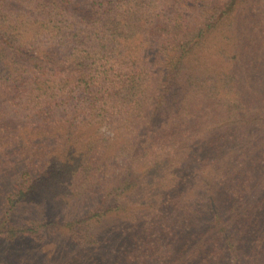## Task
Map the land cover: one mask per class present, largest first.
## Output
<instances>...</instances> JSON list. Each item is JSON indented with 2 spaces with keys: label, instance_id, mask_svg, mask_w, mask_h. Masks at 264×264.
Masks as SVG:
<instances>
[{
  "label": "trees",
  "instance_id": "obj_1",
  "mask_svg": "<svg viewBox=\"0 0 264 264\" xmlns=\"http://www.w3.org/2000/svg\"><path fill=\"white\" fill-rule=\"evenodd\" d=\"M256 5L0 0V173H19L16 199L49 190L60 228L78 235L92 219L133 218L162 240V264H227L235 252L264 264ZM16 199L0 222L10 238L23 230L10 224ZM26 222L37 239L51 226ZM125 255L107 260L145 264Z\"/></svg>",
  "mask_w": 264,
  "mask_h": 264
},
{
  "label": "rangeland",
  "instance_id": "obj_2",
  "mask_svg": "<svg viewBox=\"0 0 264 264\" xmlns=\"http://www.w3.org/2000/svg\"><path fill=\"white\" fill-rule=\"evenodd\" d=\"M256 7L262 14L264 0H257ZM18 178L19 173L15 174L10 168H3L0 173V222L10 205L9 200L19 198L18 190L13 188ZM48 191L32 190L25 199L13 200L16 207L10 210V224L23 230L13 238L7 233L0 234V264H110L107 258L113 259L116 255L117 261L125 262V254L132 255L137 261L142 255L146 256L145 264H162V240L158 242L154 236L149 237L148 233L151 231L145 233L146 226L133 225V218L123 224L113 221L112 215L104 216L103 221L98 223L92 219L87 223L90 229L87 228L89 233L86 235H78L65 227L60 228L64 223V215L46 200L44 194ZM140 197L136 192L132 198L135 201ZM28 218L38 219L41 225H51L43 228L42 238L37 239L26 230L30 226L26 224ZM125 223L127 224L123 226ZM76 226L78 228L79 224ZM3 230L6 231V228ZM105 239L110 242L106 241V246L98 251L97 246ZM155 243H158V249L150 256V249ZM122 248L126 250L123 256L120 255ZM107 249L111 250L110 253H107ZM227 258V264H235L237 260L242 264H250V260L238 252L228 254Z\"/></svg>",
  "mask_w": 264,
  "mask_h": 264
}]
</instances>
